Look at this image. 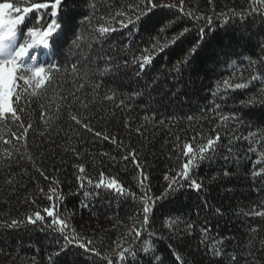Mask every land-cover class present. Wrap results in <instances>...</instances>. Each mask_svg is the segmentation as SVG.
Instances as JSON below:
<instances>
[{
	"label": "trees",
	"instance_id": "trees-1",
	"mask_svg": "<svg viewBox=\"0 0 264 264\" xmlns=\"http://www.w3.org/2000/svg\"><path fill=\"white\" fill-rule=\"evenodd\" d=\"M11 2L23 7L42 0ZM153 2L180 4V0ZM140 3L63 0L62 33L48 49L34 50L38 62L58 64L60 71H54V81L42 95L30 97L31 103L20 102L25 108L20 113L22 122L25 127L32 125L26 136L17 126L20 122L0 123V264H107L109 259L120 264L117 254L129 247H148L162 254L164 264H177L173 253L184 264H232L233 254L236 264H264V217L255 214L264 212V175L252 176L264 167L258 163L264 153V5L258 0L255 4L252 0H184L185 12L204 19L184 16L179 7L156 8L151 13L154 19L175 21L163 34L147 32L142 24L139 32L131 26L120 29L113 21L117 30L98 38L94 29L106 25L116 12ZM252 8L258 11L253 13ZM184 27L190 31L164 52L153 53L151 65L139 72L134 56L157 41L164 45ZM200 27L206 29L205 44L187 65H178ZM77 36L80 39L73 43ZM225 80L233 87L225 88ZM237 83L246 86L235 89ZM233 113L240 119L220 120ZM71 115L92 130L77 125ZM214 129L221 135L216 151L191 173L201 182V190L193 191L183 182L178 192L155 200L168 188L170 181L164 177L175 176L185 162L182 145L192 143L195 148L214 136ZM13 132L22 138L17 140ZM250 145L257 151H250ZM133 151L154 200L148 230L142 231L140 241L126 235L143 221L141 174L134 160L124 159ZM81 164L84 174L78 170ZM225 170L229 175H224ZM100 173L106 182L115 178L136 198L104 190L97 196L94 184ZM53 187L60 197V218L69 226L66 234L74 232L80 241H92L90 248L100 255L70 245L66 253L56 256L57 241L63 244V240L46 222L8 227L11 220L24 221L48 207L47 195ZM85 191L91 195L85 197ZM172 220L176 223L169 227ZM188 224L194 225L190 232ZM215 241H222L216 245L223 249L222 259L208 251ZM126 264H148V259L142 254L127 257Z\"/></svg>",
	"mask_w": 264,
	"mask_h": 264
},
{
	"label": "snow or ice",
	"instance_id": "snow-or-ice-1",
	"mask_svg": "<svg viewBox=\"0 0 264 264\" xmlns=\"http://www.w3.org/2000/svg\"><path fill=\"white\" fill-rule=\"evenodd\" d=\"M257 0H252L255 4ZM63 0H42V2H26L25 6L21 7L18 4H14L11 0H0V123L5 120L10 119L12 122L18 123V128L23 129V135L26 136L32 125L29 123L25 127L22 122V116L20 113L25 112L24 106L21 105L23 100L25 104L31 103L30 97H36L42 95L46 91V85L50 86L54 81V71H60L58 64H49L47 61L38 62L37 55L35 54V49L43 48L48 49L50 47V42L55 43L56 38L60 36L63 31V25L60 22V6ZM211 3V0H209ZM258 3L264 5V0H258ZM184 0H180L179 6L175 4H156L153 0H142L140 4L130 5L127 10L118 11L112 17L111 20L107 21L106 25H99L94 31L98 33V38L105 39L107 36L115 32L117 29L112 26L113 21L119 25L120 29H127L131 26V29H135L136 32L140 31L141 24L147 32L152 30H157V35L163 34L170 26L175 23V21L161 22L153 18L151 13H153L156 8H176L179 7V11L183 13L184 16H188L194 20L204 19L201 16H196L191 12H185L183 9ZM251 7V5H250ZM258 10L252 8V12L255 13ZM129 12L132 15H129ZM235 15V12L233 13ZM120 17L121 19H116ZM87 20V17H84ZM103 19V17H101ZM209 26L211 25V18H207ZM31 25V26H28ZM130 29V31H131ZM190 31L189 27H184L177 35H174L171 40L167 41L164 45H160L159 42L152 44V47L144 48L142 54L139 56H134L133 63L138 65L139 72H143L148 66L151 65L155 55L153 53H162L169 46L174 45L178 39L185 36ZM208 31H214L209 27ZM205 34L206 29L200 27L198 31V36L195 42L191 45L188 51L184 54L183 58L177 62L178 65H187L193 56L201 50V46L205 44ZM96 38V37H94ZM80 37L77 36L73 43H76ZM125 61V65H127ZM254 63V62H253ZM73 70L75 71L76 65H73ZM179 70V68H177ZM256 79V77H253ZM225 88L233 87L229 84L227 80L224 81ZM246 85L242 83H237L234 85L235 89L244 88ZM81 88L83 85L80 86ZM219 90V89H218ZM105 99L112 100L113 96H106ZM123 100L120 101L122 105ZM43 107V106H42ZM87 107V105H85ZM220 105L216 104L215 109L217 110V115H219ZM43 118V114H42ZM86 119V118H85ZM188 119H192L189 117ZM230 119L239 120L234 113L231 116H220L222 122H227ZM71 120L77 125H81L85 129L91 131L92 129L88 124H82V121L77 118L76 115H71ZM47 123V121H45ZM5 127L7 125L5 124ZM10 131V130H9ZM215 135L208 138L205 143H200L194 148L192 143H184L182 145V156L185 158V162L182 164L180 170L175 176L169 177L165 176L166 181H170L168 188L161 195V197H156L155 200H160L171 195L174 192H178L179 189L184 187L183 182H188L187 186L193 191L199 192L202 188L201 182L192 178L191 173L194 168L198 167L199 163L209 159L210 153L215 152L219 141L221 139L220 132L218 130H213ZM43 135V133H41ZM96 136H101L100 132L95 133ZM12 136L17 140L21 139V136H17L15 132ZM198 136H202L198 134ZM105 140L111 139L113 143H117L115 138L104 135ZM0 139H3L0 136ZM193 141L197 140V136L192 137ZM5 144L11 143L10 140H4ZM259 143V142H258ZM249 150L256 152L257 149L250 145ZM75 151V149H73ZM231 152V147L228 148ZM8 155H11L8 153ZM125 160L132 159L135 161L137 171L141 174V179L139 180V187L145 189L144 193L140 197L142 202V212L143 221L140 228H133L127 236H131L135 241H140L142 231H147V225L150 221V213L154 210V200L153 197L148 195V189L146 188L144 181L148 178L143 175V169L140 167V161L136 159L135 151L129 153L128 156L124 157ZM258 163L264 164V153H261V160ZM79 173H85V166L83 164L78 166ZM43 174V173H42ZM224 175H229L227 170L224 171ZM264 175V167H261L258 171L254 170L252 172L253 177ZM80 180V186L84 187V178L78 177ZM88 184H93L91 179L87 180ZM94 189L96 195L100 194L99 190L108 191L111 194L118 196L130 195L133 199L136 198L135 193H131L122 184H120L115 178H109L106 182L104 173H100L99 179L94 184ZM43 192V189L40 190ZM85 197L91 195V193L85 191L83 193ZM60 197L57 195V189L55 187L50 189V194L47 195V200L49 201V206L44 207L42 211H34L32 215H28L24 221L11 220L8 227H18L21 223H27L35 225L38 222L47 223L48 226L55 232L63 244H58V251L55 253L59 256L62 252L66 253L68 251V246L74 245L80 249H84L86 252H92L96 255H100L95 249L90 248L92 241H80L79 237L73 232L72 236L67 235L68 224L62 218H60V213L57 210V203ZM31 203L35 204V200ZM216 213L220 214V209H216ZM257 216L264 217V212H256ZM176 223L175 220L169 222V227ZM194 227L192 224L186 226V230H190ZM256 229H253L255 232ZM75 242V244H74ZM222 243V241L213 242L211 248L208 249L210 254L216 258H223V249L218 248L216 245ZM119 247V245H117ZM144 255L148 259V264H164L163 256L156 255L155 251L150 252L148 247H129L125 248L123 251L117 254V260L120 264H126V258H135L137 255ZM176 258L177 264H184L177 253H173ZM51 260L52 257L50 256ZM232 264H236L237 256L235 254L229 256ZM107 264H112V260L109 259Z\"/></svg>",
	"mask_w": 264,
	"mask_h": 264
}]
</instances>
